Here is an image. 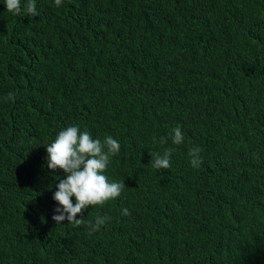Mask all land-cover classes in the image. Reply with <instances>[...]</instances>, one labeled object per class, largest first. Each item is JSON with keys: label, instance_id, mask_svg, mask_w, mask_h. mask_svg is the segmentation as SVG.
<instances>
[{"label": "trees", "instance_id": "trees-1", "mask_svg": "<svg viewBox=\"0 0 264 264\" xmlns=\"http://www.w3.org/2000/svg\"><path fill=\"white\" fill-rule=\"evenodd\" d=\"M35 3L0 0V264H264V0ZM70 126L119 142L104 174L126 187L79 227L53 221L47 167Z\"/></svg>", "mask_w": 264, "mask_h": 264}, {"label": "clouds", "instance_id": "clouds-1", "mask_svg": "<svg viewBox=\"0 0 264 264\" xmlns=\"http://www.w3.org/2000/svg\"><path fill=\"white\" fill-rule=\"evenodd\" d=\"M8 13L14 16L21 14L22 9L29 17L39 16L35 0H4ZM57 7L62 0H55ZM16 94L10 92L7 100H14ZM172 143L180 145L184 142V136L180 128L172 130ZM155 139V138H154ZM167 137H160V144H167ZM47 167L53 171L59 169L65 174L64 179L57 177L58 190L54 193V200L59 207L55 209L52 219L58 226L67 221V225L79 227L85 224L82 217L84 211L90 206H103L106 202L118 198L126 188L124 182H109L104 174L111 158L120 152V144L112 136H106L103 141L93 139L88 131L81 132L77 126L67 127L60 131L54 142L46 146ZM173 149L169 148L163 154L151 153V167L157 170L170 168V158ZM190 163L193 168H199L203 163L201 149L197 146L189 151ZM73 197L76 203L73 204ZM124 215H129L127 209H123ZM110 218L97 216L94 223H89V234L99 231Z\"/></svg>", "mask_w": 264, "mask_h": 264}]
</instances>
